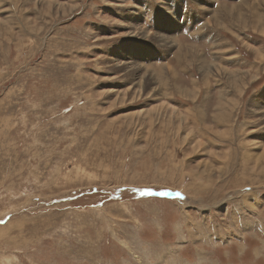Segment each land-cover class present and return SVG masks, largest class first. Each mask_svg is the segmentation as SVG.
<instances>
[{
    "label": "rangeland",
    "instance_id": "1",
    "mask_svg": "<svg viewBox=\"0 0 264 264\" xmlns=\"http://www.w3.org/2000/svg\"><path fill=\"white\" fill-rule=\"evenodd\" d=\"M241 1L0 0V264H264V34L199 7Z\"/></svg>",
    "mask_w": 264,
    "mask_h": 264
},
{
    "label": "bare ground",
    "instance_id": "2",
    "mask_svg": "<svg viewBox=\"0 0 264 264\" xmlns=\"http://www.w3.org/2000/svg\"><path fill=\"white\" fill-rule=\"evenodd\" d=\"M207 1V0H206ZM258 5V6H256ZM197 6V5H196ZM203 6V5H202ZM206 6V5H205ZM258 7L262 8L261 10H257L259 9ZM129 8V7H128ZM131 8V7H130ZM206 9V8H204ZM264 9V0H243L242 2L240 3H235V4H232V5H229V4H220L218 9L216 11H213L211 9H207V11H210V18H208L207 20V23L209 26H216V27H227L226 25V20L228 19H233L236 18V17H240V20L243 19V24L244 25H247V22H249L251 19H253L252 21V27L254 29V31H258V32H261L264 34V11H262ZM129 10V9H128ZM128 12V11H126ZM132 12V11H131ZM134 15V14H133ZM208 17V15H206V18ZM131 18V17H130ZM166 21V20H165ZM232 21V20H231ZM241 22V21H240ZM136 23V22H135ZM229 23V22H228ZM137 27V25H136ZM133 28L132 31H130L129 33L130 34H133V35H138V34H142V32L140 30H138V28ZM141 27V26H140ZM218 27V28H219ZM261 28V29H260ZM144 29V28H143ZM250 29V27H249ZM252 29V30H253ZM156 34V33H155ZM159 34V33H158ZM171 35V34H170ZM261 35V34H260ZM215 38V37H214ZM158 42H162L164 44H166V46L168 45V47H176L178 42L175 38H173L172 36H166V34H160L158 36ZM164 44H162L164 46ZM246 44V43H245ZM188 48L192 49L193 45H187ZM246 46H249L250 47V50L255 52L256 53V57L259 59H261V57H264V47L262 48H258V47H252L250 44H246ZM186 47H181L180 51H179V54L182 56V55H186ZM194 48V47H193ZM185 49V50H184ZM195 53V52H194ZM253 53V54H255ZM197 54V53H196ZM216 57H219V56H216ZM131 58V57H130ZM228 59H230V57H227ZM233 58V57H232ZM116 59V58H115ZM116 66L120 67L122 66L123 64V70L122 71H128L129 68H131L130 64H132L131 61H121V59H116ZM180 61V60H179ZM192 62V61H191ZM191 64V63H190ZM205 64V63H204ZM199 65H200V62H199ZM198 65V66H199ZM134 66V65H133ZM138 66V65H137ZM208 66V64H207ZM206 66V67H207ZM200 67V66H199ZM141 68V67H139ZM133 69V68H132ZM209 69V68H208ZM207 69V70H208ZM137 70V68H136ZM140 70V69H139ZM142 70V69H141ZM199 70V69H198ZM161 71V70H160ZM158 71V73L162 74L164 72V70H162L161 72ZM203 74H206L207 71L205 70H202ZM148 72V71H147ZM146 72V73H147ZM208 73H214V74H218V75H225V74H228V76L230 78L232 77H235L234 75H232L233 73H231V71L227 70V68L223 67L222 65L219 64L218 61L214 62L211 64L210 66V71ZM207 73V74H208ZM244 73V72H243ZM150 75L152 74L153 77L155 76V74H153L152 72L149 73ZM202 74V75H203ZM245 75V74H244ZM149 76V75H148ZM162 76V75H161ZM159 75V77H161ZM217 76V75H216ZM227 76V78H228ZM141 78H147V75H145V72L142 73L141 75ZM149 78V77H148ZM156 78V76H155ZM154 78V79H155ZM163 78H160L159 81H161ZM157 80V79H156ZM155 80V81H156ZM166 80V79H165ZM144 81V80H143ZM151 81V80H150ZM158 81V80H157ZM158 81V82H159ZM167 81V80H166ZM142 82V80H141ZM165 82V81H163ZM136 83V82H135ZM147 83V82H146ZM151 83V82H150ZM154 83V82H153ZM167 83V82H166ZM160 84V83H159ZM140 85H142L140 83ZM233 85V84H232ZM142 87V86H141ZM139 89V88H138ZM222 95V94H221ZM222 100V99H221ZM251 101V100H250ZM254 101V100H253ZM258 103V102H257ZM253 104V103H252ZM260 105V103H259ZM263 105H261V109L262 111H264V108H262ZM264 107V106H263ZM264 113V112H263ZM262 117V116H261Z\"/></svg>",
    "mask_w": 264,
    "mask_h": 264
},
{
    "label": "crops",
    "instance_id": "3",
    "mask_svg": "<svg viewBox=\"0 0 264 264\" xmlns=\"http://www.w3.org/2000/svg\"><path fill=\"white\" fill-rule=\"evenodd\" d=\"M241 2H242V1H241ZM198 4H199V3H198ZM202 5H203L204 7H203ZM199 7H201V9L204 10V11H206V12H207V9H211V10H213V9H212V6H205V4H201V2H200ZM204 8H206V9H204ZM215 11H216V10H215ZM171 27H175L174 29L177 28L176 25H175V26H171V25H170V26H168L167 28L170 29ZM166 35H167V34H166ZM178 44H179V43H178ZM178 44H177V45H178ZM181 47H183V46L181 45ZM185 49H186V48H185ZM185 49H184V50H185ZM229 57L232 58L231 56H229ZM219 58H220V57H219ZM221 58H223V57H221ZM213 60H214V59H213ZM179 63H180V62H179ZM219 64H220V63H219ZM220 65H221V64H220Z\"/></svg>",
    "mask_w": 264,
    "mask_h": 264
},
{
    "label": "built area",
    "instance_id": "4",
    "mask_svg": "<svg viewBox=\"0 0 264 264\" xmlns=\"http://www.w3.org/2000/svg\"><path fill=\"white\" fill-rule=\"evenodd\" d=\"M185 16H186V14L184 15V18L186 19V17H185ZM185 23H186V22H184L183 24H185Z\"/></svg>",
    "mask_w": 264,
    "mask_h": 264
}]
</instances>
